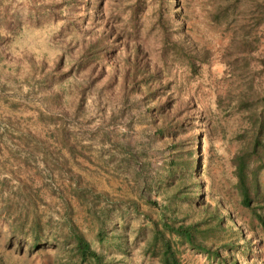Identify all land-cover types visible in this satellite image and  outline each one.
I'll use <instances>...</instances> for the list:
<instances>
[{
    "label": "rangeland",
    "instance_id": "rangeland-1",
    "mask_svg": "<svg viewBox=\"0 0 264 264\" xmlns=\"http://www.w3.org/2000/svg\"><path fill=\"white\" fill-rule=\"evenodd\" d=\"M261 14L264 0H0V264H79L75 232L102 264H162L156 230L182 264H219L204 249L264 264V167L251 209L233 173L264 92ZM164 120L188 126L176 138Z\"/></svg>",
    "mask_w": 264,
    "mask_h": 264
},
{
    "label": "trees",
    "instance_id": "trees-1",
    "mask_svg": "<svg viewBox=\"0 0 264 264\" xmlns=\"http://www.w3.org/2000/svg\"><path fill=\"white\" fill-rule=\"evenodd\" d=\"M262 12V11H261ZM136 8L135 6L131 10L130 17H135ZM260 16L264 17V14ZM169 50L173 53V56H177V58H182L186 61L188 65H193L194 62L192 59L185 54L181 47L175 45L174 43L170 44ZM243 104V103H240ZM163 119V118H162ZM165 121V120H164ZM254 132L250 138L249 143L242 149H240L235 156L233 157V173L236 179V188L239 193V199L242 205L246 208L251 209V202L254 201L256 198V193L258 189V180L256 177V173L259 168L264 167V138L263 136V125H264V92L260 97V109L255 115L254 119ZM188 124L186 123H179L178 125L167 126L166 121L164 122V127L168 128V131L176 129V135L172 131L171 133L176 136V138L183 134L184 128H186ZM164 127L162 129H164ZM160 133H163L162 131ZM192 143L195 142L197 139H191ZM197 143V142H196ZM195 151V150H194ZM183 162L182 165L186 166H179L181 162L177 159H174L170 162V166L174 168H181L186 170H195L196 168V160L195 157L192 158L191 162L188 163L189 160H181ZM187 163V164H185ZM256 167V168H254ZM255 217L258 219L260 226L264 230V218L259 215L255 214ZM163 227L167 230L168 233L174 234L184 240H186L189 244L192 243V235L190 228L184 227H172L168 224H163ZM73 250L77 255L79 260V264L90 261L92 264H102L100 256L94 252L88 242L85 240L83 236L78 233H73ZM39 238L36 236L34 237V241L31 245V248L37 245ZM160 241V260L162 264H182L178 257L173 250L171 245V241L169 238L164 236L163 231L156 230L154 233V244ZM201 249H204L203 247ZM204 252L207 255L208 259L212 261L215 260L217 257V261L219 264H238L234 260H226L219 258L216 253L210 251L209 249H204Z\"/></svg>",
    "mask_w": 264,
    "mask_h": 264
}]
</instances>
